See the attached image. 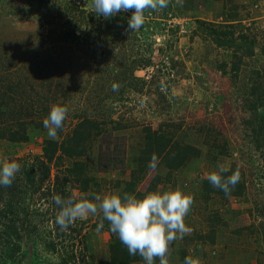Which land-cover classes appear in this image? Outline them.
<instances>
[{
  "label": "rangeland",
  "instance_id": "374dc122",
  "mask_svg": "<svg viewBox=\"0 0 264 264\" xmlns=\"http://www.w3.org/2000/svg\"><path fill=\"white\" fill-rule=\"evenodd\" d=\"M63 1L76 4L87 18L89 13L93 14V19L84 20L80 29H75L77 36L82 30L78 44L82 45L79 48L87 50L86 53L79 50L77 55L74 51L72 60L63 63L71 92L55 101L50 100L49 109L54 103L68 109L62 137L83 115L103 121L107 131L91 144V160L96 161L104 151L110 155L113 147L122 159L116 170L90 172L97 184L96 188L91 185L92 189L100 195L120 192L133 168L132 158L141 146L143 128H163L173 141L198 150L197 157L172 171L167 178L160 161L138 186L139 191H144L150 178L157 174L162 180L154 191L167 190L169 185L179 186L194 198L185 217L191 233L172 243L169 264H183L182 253L199 259L200 264H264V160L256 151L253 134L243 122L250 114L243 101L246 85L255 78L254 72L264 77V53L261 51L264 47V0H231L240 31L255 41L254 57L246 60L235 79L226 73L230 53L216 48L201 34L196 23L202 20L219 26L227 22L228 7L217 0H183L182 6L177 0H171L163 10H146L143 26L133 32L127 27L131 11L105 19L94 12L92 0H46L42 6L37 0H0V65L8 62L11 56L15 58V54L29 45H39V32L45 36L48 29V26H39L41 15ZM95 43V48L89 47ZM121 46L132 50L120 61L115 54ZM122 52L126 51L122 49ZM76 56H79L78 63ZM139 58L141 62L145 58L149 61L143 65ZM223 63L227 65L225 73L220 69ZM131 64H134L131 74L137 80L129 81L130 85L123 82L127 88L116 91L115 101L99 103L96 108L91 98L85 100L86 91L81 94L80 89L86 82H94L95 71L111 76ZM129 73L124 75L128 78ZM261 112L264 114V108ZM120 121L126 126L110 129L113 123ZM27 135L24 143L0 141V165L7 156L38 176L46 164L41 155L42 142L50 138L44 126L30 125ZM106 144L107 149L103 150ZM222 145L227 150L225 155L218 153ZM70 163L71 160L64 157L54 158L41 189L46 191L51 187L56 175L64 178L63 169ZM219 164L239 170L240 182L244 185L241 196L225 201L219 196L205 197L202 180ZM17 174L20 177V173ZM114 181H119L121 187L114 188ZM65 187L66 190L71 188L70 185ZM71 192L76 198L80 195L74 186ZM40 194L35 193L32 200H26L30 225L29 232H22L19 250L12 259L0 250V264H104L110 237L107 231L92 227L98 216L77 219L72 224L76 233L69 228L61 231L55 224L57 212L52 198H41ZM16 211L23 215L20 210ZM215 213L220 219L209 225L206 219ZM249 225H252L251 230L247 228ZM210 230L214 235L212 243H208L207 238L212 236ZM26 232L30 237H26ZM196 234H201L204 242L199 241Z\"/></svg>",
  "mask_w": 264,
  "mask_h": 264
},
{
  "label": "trees",
  "instance_id": "16d2710c",
  "mask_svg": "<svg viewBox=\"0 0 264 264\" xmlns=\"http://www.w3.org/2000/svg\"><path fill=\"white\" fill-rule=\"evenodd\" d=\"M217 1H221L224 7H228L227 22L219 26L210 25L202 20H196V23L201 34L207 37L216 48L230 53L229 70L226 73L235 79L246 60L254 57L255 41L240 31L241 26L237 23L238 15L234 11L231 0ZM37 2L42 6L46 0H37ZM40 18L39 26L45 25L48 26V29L45 36L39 32V45L34 47L29 45V48L15 54V58L11 56L8 62L0 65V141L24 143L28 140L27 127L33 125L40 128L43 126V119L50 110L49 101H55L57 97L61 98L71 92V84L66 73L68 71L63 66L64 61L69 63L74 51L77 52V55H79V50L84 53L87 51L79 48L82 45L78 44L82 30L77 36L75 29H80L84 20H92L93 14L89 13L87 18L84 16V10L78 8L76 4L63 1L52 6V9L42 14ZM95 37L97 38V36ZM84 42L88 43L87 40ZM96 44H89V47L95 48ZM122 49L126 52H122ZM131 50L132 48L127 49L121 46L116 52L115 58L120 57V61L121 58L126 59L128 51ZM50 51H55L57 54L53 55ZM261 51L264 53L263 46ZM78 58L79 56H76L75 61ZM148 61L149 59L145 58L141 62V58H139V62L143 65ZM128 67L118 69L117 73L111 76L104 74L103 71H95L94 82H86L80 89L81 94L86 91L85 100L91 98L97 104L96 108L99 103L115 101L116 92L112 90L113 83L118 84L120 91H123L127 88L123 82L130 85L129 81L137 80L131 74L134 64ZM226 67L227 65L223 63L220 69L225 73ZM127 72H130L128 78L124 75ZM254 73L255 78H252L246 85V94L243 98L244 105L250 112L243 122L247 125L249 132L253 134L256 151L264 160V114L261 112V109L264 108V77H261L258 72ZM120 75L123 77L120 78ZM118 80L120 83L117 82ZM96 112H98L97 109ZM64 126L63 123V128ZM125 126L120 121L113 123L110 129L118 130ZM63 128L58 130L59 140L46 139L42 142L41 155L46 164L41 174L37 176L31 169L22 166L19 171L20 177L16 174L10 187L0 186V204L2 205L0 209V250L5 251L4 253L10 259L14 258V254L19 250L20 241L23 238L22 232L25 233L29 229L26 200H32L35 193H41L39 196L41 198H52L54 195H60L63 198L75 197L71 192L73 186L77 188L79 197L86 193L97 194V191L93 190L91 186L96 188L97 184L90 172L116 170L117 164L122 163V159L116 155L115 147L110 149V155L104 151L102 156L99 154L96 161L92 162L91 160V144L98 136L104 135L107 131L103 121H98L92 115H83L64 137L61 136ZM142 138L138 154L132 158L133 168L129 173L128 180L122 183V187L119 181H114L112 184L114 188L121 187L119 192L121 195L127 192L142 197L146 192L154 191L156 186L161 183V177L156 174L150 178L144 191L138 190L139 184L151 169L149 162L153 153L156 154L161 161L160 164L166 170V178L172 171L182 168L192 158L197 157L198 150L195 147L173 141L170 133L164 131L163 128L152 130L147 126L143 128ZM106 149L107 144L103 147V150ZM226 151L224 145L218 148V153L221 155H225ZM57 157L70 159V166L63 169L64 178H59L56 175L51 187L48 186L49 188L43 191L41 188L48 179L49 164ZM232 171L234 169L230 168V171L223 175L227 177L232 174ZM67 185L71 187L68 190L65 187ZM202 187L206 198L213 195L219 196L224 201L228 198L241 196L244 189L243 183L239 181L231 195L226 197L223 191L212 187L207 179L202 180ZM89 198L91 199V197ZM51 202L54 204L55 211L58 212V206L53 199ZM16 209L20 210L23 215H19ZM219 219L215 213L206 221L210 225L218 223ZM99 223L100 216L92 224V227L98 228ZM247 228L251 230L252 225ZM69 229L72 233L77 232L73 225H70ZM100 229L107 231L110 237L107 244L108 258L104 264H144L138 255L129 256L127 249L121 244L118 237L110 231L107 221H104L103 228ZM213 229L211 226V230ZM28 232H26V237H30ZM210 233L212 236H207L208 243L213 242V231ZM196 236L199 241L204 242L201 234H196ZM185 257L182 253L183 261ZM155 264H159L158 259Z\"/></svg>",
  "mask_w": 264,
  "mask_h": 264
},
{
  "label": "clouds",
  "instance_id": "9594fccd",
  "mask_svg": "<svg viewBox=\"0 0 264 264\" xmlns=\"http://www.w3.org/2000/svg\"><path fill=\"white\" fill-rule=\"evenodd\" d=\"M170 2L171 0H92V7L98 16L105 19L120 12L131 11L127 27L133 32L143 26L146 10L157 12L167 8ZM177 3L182 6L183 0H177ZM119 87L113 83L112 90L119 91ZM67 116L68 109L62 104L54 103L50 106L48 115L43 119V126L50 139L57 138L58 130L63 128ZM159 163V158L153 153L149 167L155 169ZM20 169L19 163L5 156L0 165V186L10 187ZM229 171L228 167L219 164L206 177L211 186L223 191L226 197L231 195L240 181L238 169L225 177L223 174ZM52 199L59 209L55 224L61 231H67L77 219H87L89 215L100 216L98 230L107 221L110 231L118 237L129 256L138 255L144 264H155L157 259L159 264H169L172 243L191 233V229L185 224V217L194 198L184 193L179 186L173 188L169 185L164 191H148L142 197L127 192L121 195L118 191H113L103 195L82 194L78 198L54 195ZM183 264H200V261L186 256Z\"/></svg>",
  "mask_w": 264,
  "mask_h": 264
},
{
  "label": "built area",
  "instance_id": "2783aa9c",
  "mask_svg": "<svg viewBox=\"0 0 264 264\" xmlns=\"http://www.w3.org/2000/svg\"><path fill=\"white\" fill-rule=\"evenodd\" d=\"M176 22V21H175Z\"/></svg>",
  "mask_w": 264,
  "mask_h": 264
}]
</instances>
